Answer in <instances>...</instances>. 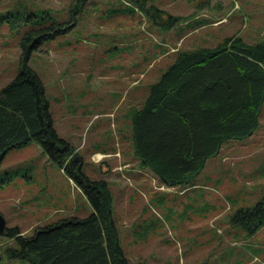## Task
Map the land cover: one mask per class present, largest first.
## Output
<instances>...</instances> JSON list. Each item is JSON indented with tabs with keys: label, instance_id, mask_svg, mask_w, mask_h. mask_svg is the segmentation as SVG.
Segmentation results:
<instances>
[{
	"label": "rangeland",
	"instance_id": "obj_1",
	"mask_svg": "<svg viewBox=\"0 0 264 264\" xmlns=\"http://www.w3.org/2000/svg\"><path fill=\"white\" fill-rule=\"evenodd\" d=\"M74 1L0 0V85L19 65L27 12L72 21L31 51L28 63L43 79L58 132L82 151L90 175L108 180L129 262L264 264V223L249 231L229 219L264 189V100L252 133L223 141L187 185L168 189L138 164L123 114L143 93L135 83L153 79L177 49L210 45L228 33L264 40V0H145L177 16L168 27L134 0ZM5 169L12 171L0 181V212L24 234L90 208L34 140L7 148ZM13 247L14 236L0 233V264H28Z\"/></svg>",
	"mask_w": 264,
	"mask_h": 264
},
{
	"label": "trees",
	"instance_id": "obj_2",
	"mask_svg": "<svg viewBox=\"0 0 264 264\" xmlns=\"http://www.w3.org/2000/svg\"><path fill=\"white\" fill-rule=\"evenodd\" d=\"M134 2L165 27L177 18L161 14L152 2ZM25 17L30 21L18 37L19 65L0 85V159L7 148L36 141L74 181L90 208L37 225L28 234L7 225L5 233L17 242L11 253L28 264H136L129 262L120 242L108 180L90 175L82 151L58 132L43 79L28 63L31 51L73 23L32 10ZM139 85L144 86L142 95L129 99L123 112L132 154L166 189L187 185L223 141L243 138L257 127L264 100V40L228 33L210 45L177 49L153 79L139 80ZM10 171H0V181ZM229 219L249 231L262 225L264 189Z\"/></svg>",
	"mask_w": 264,
	"mask_h": 264
},
{
	"label": "water",
	"instance_id": "obj_3",
	"mask_svg": "<svg viewBox=\"0 0 264 264\" xmlns=\"http://www.w3.org/2000/svg\"><path fill=\"white\" fill-rule=\"evenodd\" d=\"M6 223H5V217L4 215L0 212V233H5L6 231Z\"/></svg>",
	"mask_w": 264,
	"mask_h": 264
},
{
	"label": "bare ground",
	"instance_id": "obj_4",
	"mask_svg": "<svg viewBox=\"0 0 264 264\" xmlns=\"http://www.w3.org/2000/svg\"><path fill=\"white\" fill-rule=\"evenodd\" d=\"M99 154V153H98Z\"/></svg>",
	"mask_w": 264,
	"mask_h": 264
}]
</instances>
